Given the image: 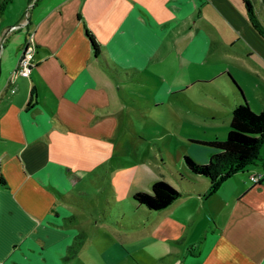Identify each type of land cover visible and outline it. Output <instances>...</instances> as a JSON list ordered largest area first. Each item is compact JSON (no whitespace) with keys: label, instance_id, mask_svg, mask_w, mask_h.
I'll return each instance as SVG.
<instances>
[{"label":"crops","instance_id":"obj_1","mask_svg":"<svg viewBox=\"0 0 264 264\" xmlns=\"http://www.w3.org/2000/svg\"><path fill=\"white\" fill-rule=\"evenodd\" d=\"M255 1L248 0L264 31V13ZM28 7L25 35L18 44L0 45V175L6 184L0 186V264H23L37 240L64 257L71 231L61 223L58 201L66 205L72 185L70 157L105 137L111 119L106 113L117 98L132 107L123 85H158L212 113L186 94L198 86L207 100L229 109L228 123L240 102L230 80L245 102L240 87L248 80L264 88V42L244 0H33ZM30 37L34 68L25 79L15 69ZM228 129L198 130L207 140L194 141V161L208 164L212 151L198 143L222 141ZM184 169L195 192L178 199L185 205L170 218V228L179 230V246L165 257L173 258L171 264H264V137L253 164L211 196L209 181ZM117 248L103 252L106 264L127 254ZM163 253L159 259L168 264ZM49 261L57 264L59 258Z\"/></svg>","mask_w":264,"mask_h":264},{"label":"rangeland","instance_id":"obj_2","mask_svg":"<svg viewBox=\"0 0 264 264\" xmlns=\"http://www.w3.org/2000/svg\"><path fill=\"white\" fill-rule=\"evenodd\" d=\"M31 1L0 0V13L5 14L0 16L1 46L9 42L18 44L25 35ZM254 3L263 16L261 0ZM4 26L13 30L5 34ZM248 81L240 88L250 109L260 113L264 111V88L257 80ZM213 84L223 90L220 81ZM122 88L124 99L132 107L117 98L106 113L111 119L105 137L89 144L79 156L70 157L73 162L67 168V176L72 185L65 195L66 205L58 201L61 223L71 231L68 251L61 258L37 240V248L26 253L23 264H38L41 260L51 264L53 257L59 258L57 264H106L102 255L110 247L127 253L119 252V260L113 264H164L158 255L164 252L165 257L179 246V230L170 228V218L178 217L185 200L176 201L156 215L135 203L132 194L150 193L154 181L174 188L167 167L185 170L184 155L197 161L194 141L207 140L197 131L228 127L229 109L207 100L198 86L190 87L186 94L196 106L212 113L188 105L182 96L171 95L173 91L167 92L158 85ZM156 99L160 102L156 103ZM2 145L0 142V153ZM76 147L75 143L73 150ZM8 258L15 256L10 254ZM171 261L173 258L165 257V263Z\"/></svg>","mask_w":264,"mask_h":264},{"label":"trees","instance_id":"obj_3","mask_svg":"<svg viewBox=\"0 0 264 264\" xmlns=\"http://www.w3.org/2000/svg\"><path fill=\"white\" fill-rule=\"evenodd\" d=\"M244 4L251 26L260 36L264 37V31L261 29L248 0H244ZM91 46L96 54L97 49L93 42H91ZM101 63L106 70L110 69L107 63L104 61ZM229 83L240 102L231 112V122L224 139L198 143L212 151L208 164L202 165L187 155L183 156V164L190 174L209 181L207 196L213 195L221 182L253 164L260 139L264 137V111L258 114L252 112L243 99L238 86L231 80ZM167 171L174 183L180 187V190H176L163 181H156L151 185L150 193H134L132 195L133 201L150 212L158 213L168 208L182 196L195 192V184L189 181L182 172L172 166H168ZM0 186L6 187L1 175Z\"/></svg>","mask_w":264,"mask_h":264},{"label":"built area","instance_id":"obj_4","mask_svg":"<svg viewBox=\"0 0 264 264\" xmlns=\"http://www.w3.org/2000/svg\"><path fill=\"white\" fill-rule=\"evenodd\" d=\"M34 53L35 45L33 39L30 37L23 46L20 57L18 59L17 67L15 69V74L23 78L30 77L31 71L34 68ZM250 181L256 182V178L251 177Z\"/></svg>","mask_w":264,"mask_h":264},{"label":"water","instance_id":"obj_5","mask_svg":"<svg viewBox=\"0 0 264 264\" xmlns=\"http://www.w3.org/2000/svg\"><path fill=\"white\" fill-rule=\"evenodd\" d=\"M261 2H262V4L264 5V1H263V0H261Z\"/></svg>","mask_w":264,"mask_h":264}]
</instances>
